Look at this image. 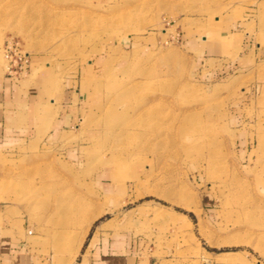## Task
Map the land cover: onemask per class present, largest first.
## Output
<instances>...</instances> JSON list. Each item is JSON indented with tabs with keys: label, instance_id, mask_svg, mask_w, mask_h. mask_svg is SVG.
<instances>
[{
	"label": "rangeland",
	"instance_id": "rangeland-1",
	"mask_svg": "<svg viewBox=\"0 0 264 264\" xmlns=\"http://www.w3.org/2000/svg\"><path fill=\"white\" fill-rule=\"evenodd\" d=\"M5 81L0 264L86 263L106 222L137 264H264L235 203H264V0H0Z\"/></svg>",
	"mask_w": 264,
	"mask_h": 264
},
{
	"label": "crops",
	"instance_id": "crops-1",
	"mask_svg": "<svg viewBox=\"0 0 264 264\" xmlns=\"http://www.w3.org/2000/svg\"><path fill=\"white\" fill-rule=\"evenodd\" d=\"M13 89V85H8L7 81H5L0 90V101H2L4 97L8 100L5 104H3L4 102L0 103V137L6 132V134H8L10 131H16L13 122H15L19 114L20 116L25 115V107L20 108V103L17 102V100L20 101V99L11 100ZM65 101L66 96L64 94L61 102L65 103ZM7 104L12 105V108ZM72 123L73 118L71 114L65 113L60 116L55 128L64 130L70 127ZM109 224L110 222H106L95 231L89 243L88 248L90 250H86V252L88 251L87 261L84 263L82 260L80 264H137V257L130 245V241L127 243L125 239H116L114 236L116 232L115 228L107 229L103 227Z\"/></svg>",
	"mask_w": 264,
	"mask_h": 264
},
{
	"label": "bare ground",
	"instance_id": "bare-ground-1",
	"mask_svg": "<svg viewBox=\"0 0 264 264\" xmlns=\"http://www.w3.org/2000/svg\"><path fill=\"white\" fill-rule=\"evenodd\" d=\"M111 110H112V107H111ZM111 110H109V111L107 110L108 113H105V114H109V116L115 115L116 113L115 114L114 113L111 114L112 113V112H110ZM149 112L150 111H146L144 113H141L139 118L140 119L144 118L146 116L145 114H149ZM105 114L103 113V114L100 115L101 116L100 118L98 117V119H99L98 122H100V127H98L97 130H96V133L91 136V139L94 140V141L95 140H99V139H103L105 141L106 140L108 141V140H111L112 138H117V137L123 136V134H122V132H123V128H122L123 124L121 122L118 123V121L110 122L109 118L106 117L107 115L105 116ZM116 115H117V118H118V114H116ZM105 118H108L109 121L108 120L107 121L104 120ZM97 134H101L102 136L101 137L100 136L96 137ZM212 134L213 133H211V130L210 131L208 130V132L205 133L203 138L205 140H209L210 141L212 139ZM260 143L264 144V136L260 137ZM258 181H259L258 184H260L262 186V188L264 189V177H261L260 179H258ZM247 195H249V194H247ZM251 201L252 202H250V199L245 197V198L237 200L235 203L237 204V206H239V208L242 209V211L245 213V216H248V214H253V213L257 214V212H260V211L264 212V203H262L261 201H256V200H251ZM91 220H93V219H91ZM83 239L81 240L82 242H83ZM82 242H80V243H82ZM81 245L82 244H80V246Z\"/></svg>",
	"mask_w": 264,
	"mask_h": 264
},
{
	"label": "built area",
	"instance_id": "built-area-1",
	"mask_svg": "<svg viewBox=\"0 0 264 264\" xmlns=\"http://www.w3.org/2000/svg\"><path fill=\"white\" fill-rule=\"evenodd\" d=\"M10 47H12V45H11L10 43H8L6 49H8V48H10Z\"/></svg>",
	"mask_w": 264,
	"mask_h": 264
}]
</instances>
